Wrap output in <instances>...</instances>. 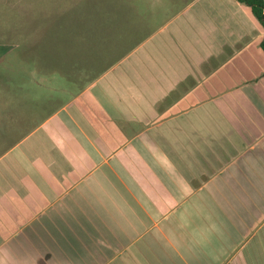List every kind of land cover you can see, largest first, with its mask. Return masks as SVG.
Segmentation results:
<instances>
[{
  "label": "crops",
  "instance_id": "crops-1",
  "mask_svg": "<svg viewBox=\"0 0 264 264\" xmlns=\"http://www.w3.org/2000/svg\"><path fill=\"white\" fill-rule=\"evenodd\" d=\"M148 14L80 94L0 123V264H264V29L238 0Z\"/></svg>",
  "mask_w": 264,
  "mask_h": 264
},
{
  "label": "rangeland",
  "instance_id": "rangeland-1",
  "mask_svg": "<svg viewBox=\"0 0 264 264\" xmlns=\"http://www.w3.org/2000/svg\"><path fill=\"white\" fill-rule=\"evenodd\" d=\"M98 3L100 7L93 6ZM183 3L184 0H136V2L135 0H0V46L4 47V52L0 51V73L4 69L21 68L24 64L22 59L25 58L19 60L16 53L6 56L13 51V47H17L24 41L33 43L40 38L43 50L33 53V59L56 66V77H37L39 71L33 68L30 72L33 78L31 82L33 95L30 98L33 102L38 100V106L42 107L44 104L48 105L43 100L44 96H48L49 104L52 106L55 102L53 97L58 93L55 98L59 99L60 106L80 94L78 92L84 89L82 80H86L87 75L92 77L98 75L96 69H98L99 59L108 57L113 49L122 48L121 43L131 33L143 31V34H147L148 31L140 30L139 25L142 24L145 28L149 18H154L153 14H148L149 10H153L157 5L162 8L173 6L177 10ZM104 14L106 16H103ZM95 18L96 20L104 18V24L86 23V20ZM100 25L104 26L105 34L101 33ZM84 29L90 30L89 38H84L82 34ZM41 33L44 35L41 36ZM124 35L126 38H122ZM132 37L129 38L130 41L138 40ZM111 53L112 56L115 55L114 52ZM4 62L6 64L1 65ZM110 62L112 60L108 63L111 64ZM88 64L93 66L90 67L93 72L79 70ZM68 75L70 77L75 75V78L68 80ZM13 94H15L14 91L11 92L9 89L7 92L6 87L0 83L1 125L3 128L6 126L14 129L18 126H34L35 122L32 120L35 118V113L28 114L27 99L18 100ZM24 106L26 109L23 111L21 109ZM10 107L14 108L13 113L18 110L12 118L13 121L10 120L8 110ZM24 112H26L25 115ZM20 113L23 117L19 116Z\"/></svg>",
  "mask_w": 264,
  "mask_h": 264
},
{
  "label": "trees",
  "instance_id": "trees-1",
  "mask_svg": "<svg viewBox=\"0 0 264 264\" xmlns=\"http://www.w3.org/2000/svg\"><path fill=\"white\" fill-rule=\"evenodd\" d=\"M121 1H125V0H121ZM136 2V0H135ZM239 3L244 4L246 6H248L253 15L258 19V21L261 23L263 29H264V0H238ZM140 3V2H139ZM93 6L95 7H100V4H93ZM103 16H106L105 14ZM87 17H85L86 19ZM91 18V17H90ZM88 19V18H87ZM96 23L98 22L99 24H104L105 20L100 19V20H96L95 19H90V20H86V23ZM88 24V26L90 25ZM102 26V25H100ZM102 31L101 33H106L104 26L101 27ZM104 28V29H103ZM71 34H74V31L71 32ZM82 34H84V38H89V34H90V30L88 29H84L82 31ZM41 36L42 33L40 34ZM83 36V35H82ZM137 38V37H136ZM138 42H128L125 43L124 41L121 43L122 48L118 49L116 48V50L114 51L115 55L111 56L112 62H110L111 64H109L108 62L110 60L107 59V57H103L101 59L98 60L99 64H98V69H96V71L98 72L97 76H100L102 73H104L108 68H110L111 66H113V64H115L116 62H118L123 56H125L127 53H129L134 46L137 45ZM3 45L0 46V51L4 52V47H2ZM263 52H264V38L261 41L260 44ZM43 50V47L41 48V39L39 38L38 41H34L33 43H26L25 41L19 45H17V47H13L12 48V52L7 54L6 56L9 57L11 56L13 53H16L19 56V60L22 58L24 61V64H22L21 68H17V69H4L3 67V72L0 73V83L2 86L6 87V91L9 92V89L12 91H14L15 94H13L16 98H18V100H29L31 99L30 97L33 95L31 94V90H32V85L31 82L33 80V78L30 75V72H32L33 68H37L39 73L36 75L37 77H48V78H53L56 77L55 73H56V66H54L52 63L48 64V63H44L43 61L37 62L33 59V53H37L39 52V50ZM6 54V53H5ZM105 58V59H104ZM51 61V60H50ZM6 63H2L1 65H5ZM106 64H109L108 66H105ZM91 65L89 66H85L79 70H90V72L93 70L90 69ZM93 67V66H92ZM91 67V68H92ZM95 71V72H96ZM97 76H91V75H87V79L82 80V85L85 86L87 84H89L91 81L95 80V78ZM68 80H70V78L74 79V77L70 75L67 76ZM91 79H90V78ZM77 79V78H76ZM53 80V79H51ZM58 93L55 94V97L57 96ZM53 97L54 99V104L52 105V112L56 111L60 106L58 105V99Z\"/></svg>",
  "mask_w": 264,
  "mask_h": 264
}]
</instances>
